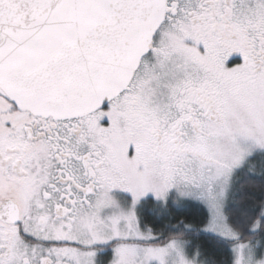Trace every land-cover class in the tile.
I'll return each mask as SVG.
<instances>
[{"label":"snow or ice","instance_id":"6c2138e0","mask_svg":"<svg viewBox=\"0 0 264 264\" xmlns=\"http://www.w3.org/2000/svg\"><path fill=\"white\" fill-rule=\"evenodd\" d=\"M0 264H264V0H0Z\"/></svg>","mask_w":264,"mask_h":264},{"label":"trees","instance_id":"16d2710c","mask_svg":"<svg viewBox=\"0 0 264 264\" xmlns=\"http://www.w3.org/2000/svg\"><path fill=\"white\" fill-rule=\"evenodd\" d=\"M189 216L193 221H199L203 218V210L199 207H192L189 210Z\"/></svg>","mask_w":264,"mask_h":264}]
</instances>
